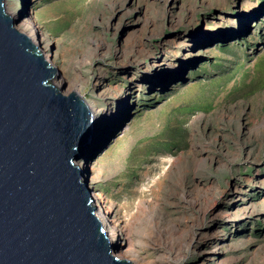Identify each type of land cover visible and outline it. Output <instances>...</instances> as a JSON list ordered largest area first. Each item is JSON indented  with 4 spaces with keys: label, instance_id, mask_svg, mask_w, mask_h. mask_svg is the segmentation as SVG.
<instances>
[{
    "label": "rangeland",
    "instance_id": "1",
    "mask_svg": "<svg viewBox=\"0 0 264 264\" xmlns=\"http://www.w3.org/2000/svg\"><path fill=\"white\" fill-rule=\"evenodd\" d=\"M5 3L118 120L92 157L130 241L157 264H264V0Z\"/></svg>",
    "mask_w": 264,
    "mask_h": 264
},
{
    "label": "water",
    "instance_id": "2",
    "mask_svg": "<svg viewBox=\"0 0 264 264\" xmlns=\"http://www.w3.org/2000/svg\"><path fill=\"white\" fill-rule=\"evenodd\" d=\"M16 25L0 0V264H135L117 255L79 164L92 106L56 86L59 69Z\"/></svg>",
    "mask_w": 264,
    "mask_h": 264
},
{
    "label": "bare ground",
    "instance_id": "3",
    "mask_svg": "<svg viewBox=\"0 0 264 264\" xmlns=\"http://www.w3.org/2000/svg\"><path fill=\"white\" fill-rule=\"evenodd\" d=\"M36 2L37 0H31V2ZM14 18L16 19L17 22V26L18 28L25 32L26 34H28L34 43L38 44V38L40 35V26H38L35 22H31L28 18H26V15L24 13V11L19 7L17 10H15V12H10ZM48 36H46L44 39H42V43L44 44L43 47V52H45V57H49V61L57 67L58 63H57V55L56 53H54L52 51V49L50 48V42L49 39L47 38ZM38 41V42H37ZM46 52H48L46 54ZM58 68V67H57ZM54 83L56 84V86L58 87H62L63 85L67 86V88H69L70 90H74L77 91L79 93V89L73 88L71 87L73 84L70 82V80H68L67 75L63 73H57L54 76ZM63 86V87H64ZM62 87V88H63ZM90 103V102H89ZM92 109L94 111L95 114V135H94V142L92 143V148L91 150H89V153H86L85 156L81 159V161L79 162L80 166L84 169H86L89 172L88 175V179H89V188L92 192L93 195V201H94V205L96 207V214L97 216L100 218V220L102 221L111 241L115 242V236L116 234L121 231L122 233V238L119 240V246L121 247V252L119 253V256L122 258H129L131 259L135 264H157L155 262V260H153L152 258H149L143 251H141V248L138 247V245L136 244V241H130L131 240V236H129L128 234V228H126V225H121L119 224L117 221H114L110 218V212H113V208H111V204L113 203V201L109 198L107 199L106 194L104 193L101 184H100V180H99V173H98V163L96 158L99 156L100 153H97L95 157H92L91 154H94L93 152H95L96 149V144L100 141V139L104 136V134H110V132L112 131V128H117L118 126V120L113 121V123H111V126L109 127V124L104 123L105 120V116L100 115L101 114V110H97L92 106ZM136 123V122H135ZM133 123V124H135ZM132 123H129L128 126H123L122 127V131L124 130V134L119 136V138L117 139V141L120 139H122L125 135L126 132H130L134 127H133ZM109 127V128H108ZM111 130V131H110ZM102 142V141H101ZM110 145L106 146V154H110V150L115 146H111L109 148ZM114 149V148H113ZM90 156L92 158H90ZM101 157V156H100ZM90 158V159H89ZM102 159V158H101ZM90 163V166L86 167V165H88ZM118 220V219H117ZM121 220V219H120ZM120 233V234H121ZM171 255V254H170Z\"/></svg>",
    "mask_w": 264,
    "mask_h": 264
}]
</instances>
